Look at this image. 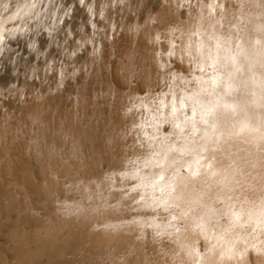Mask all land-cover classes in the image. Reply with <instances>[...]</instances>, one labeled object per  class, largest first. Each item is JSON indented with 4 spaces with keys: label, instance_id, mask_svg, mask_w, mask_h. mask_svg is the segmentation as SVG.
<instances>
[{
    "label": "bare ground",
    "instance_id": "bare-ground-1",
    "mask_svg": "<svg viewBox=\"0 0 264 264\" xmlns=\"http://www.w3.org/2000/svg\"><path fill=\"white\" fill-rule=\"evenodd\" d=\"M261 64L264 0H0V264H264Z\"/></svg>",
    "mask_w": 264,
    "mask_h": 264
},
{
    "label": "clouds",
    "instance_id": "clouds-1",
    "mask_svg": "<svg viewBox=\"0 0 264 264\" xmlns=\"http://www.w3.org/2000/svg\"><path fill=\"white\" fill-rule=\"evenodd\" d=\"M257 73L264 77V64H261L257 68ZM222 91V90H220ZM262 94H264V90H262ZM192 96V100L190 101L194 110L198 113L205 105H210L212 102V96L205 90H197L196 92L190 94ZM253 113L257 111V109H250ZM260 112H264V106L259 109ZM217 120L220 119V113H217ZM253 132L256 136L264 139V120H261L259 123V127H256V120H253ZM209 131L213 133V143L219 144L223 142L224 139V131L221 127H213V121L211 118L208 120Z\"/></svg>",
    "mask_w": 264,
    "mask_h": 264
}]
</instances>
